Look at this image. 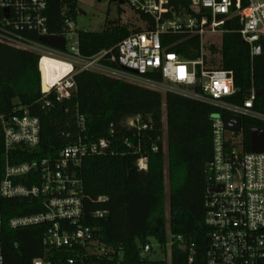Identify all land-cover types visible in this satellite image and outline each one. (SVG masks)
Here are the masks:
<instances>
[{"label": "built area", "instance_id": "obj_1", "mask_svg": "<svg viewBox=\"0 0 264 264\" xmlns=\"http://www.w3.org/2000/svg\"><path fill=\"white\" fill-rule=\"evenodd\" d=\"M121 1L142 26L113 49L83 56L80 51L82 31L76 28L75 17L65 15L66 7L59 31L50 32L48 0H0V44L39 57L41 93L53 94L55 101L67 99L75 90L77 74L90 72L156 92L176 93L214 107L217 112L210 118L212 158L205 168L211 186L204 199V224L209 232L203 260H197L194 244H187L181 236L169 233L164 243H146L139 253L143 264H173L172 255L178 251L185 253V264H264V153H245L242 145L233 139L240 132L226 131L223 125L227 115L263 123L264 116L252 110L256 96L253 89L240 105L231 104L227 99L235 93L232 72L208 70L203 64L204 38L219 36L221 39L227 33V23L232 20L239 25L236 32L249 46L251 57L261 53L264 0ZM140 16L149 19L151 26ZM163 35L198 38L199 58L187 61L173 50L175 44L163 47ZM49 36L62 38L64 49L39 41ZM214 45L207 44L216 47ZM44 60L60 62L66 67L59 77L54 75L50 80L45 73L47 91L41 85V67L44 71L46 67ZM154 76H160L161 82L154 80ZM196 82V88L192 89ZM166 86L173 89L167 90ZM49 104V100H43L42 109ZM76 125L77 137L55 158L11 165L12 151L33 150L38 146L39 121L21 106L13 108L7 116L0 115V154L4 157L0 197L41 200V212L12 218L8 223L11 230L45 226L41 239L43 254L33 258L30 264H110L122 258V250L104 245L99 228L90 222L103 218L104 212L95 211L89 217L84 213L78 174L84 158L112 152L111 140L88 138L81 116ZM124 126L137 132L151 130L139 116L127 118ZM163 137L162 131V149ZM124 144L130 146L127 140ZM151 151L157 152L158 147H152ZM136 165L139 170H145L146 157H140ZM2 228L0 210V264H4Z\"/></svg>", "mask_w": 264, "mask_h": 264}, {"label": "trees", "instance_id": "obj_2", "mask_svg": "<svg viewBox=\"0 0 264 264\" xmlns=\"http://www.w3.org/2000/svg\"><path fill=\"white\" fill-rule=\"evenodd\" d=\"M48 1V28L56 33L65 15L76 16L78 2ZM140 19L151 26L146 17ZM129 26L114 21L107 22L98 33L81 32L82 55L90 57L113 49L122 39L141 30ZM225 28L227 33L221 37L220 46L207 49L217 58L209 60L203 56L204 67L232 72L235 93L227 99L231 104L240 105L252 89L257 91L252 110L264 116V44L261 53L251 57L249 46L236 32L237 22L232 20ZM161 44L163 47L175 44L173 50L187 61L199 58L198 38L163 35ZM38 60L36 54L0 44V115L7 116L13 108L21 106L39 121L38 146L33 150L12 151L10 164L55 158L77 137L76 121L81 116L88 138H108L112 143V152L86 157L78 169L84 213L89 217L95 211L104 212L103 218L90 222L99 228L104 245L122 250V258L110 264H143L141 247L150 242L164 243L167 233L194 244L197 260H203L209 232L204 224V199L211 186L205 168L212 158L210 118L217 110L176 93L167 92L162 97L159 92L90 72L77 74L75 90L67 99L55 101L53 94L41 93ZM153 79L161 82L160 76ZM43 100H49L48 108L42 109ZM135 116L149 124L151 130L137 132L125 127L124 121ZM241 122L242 129L235 137L247 153L249 130L264 129V123L252 118H242ZM163 126L165 154L160 139ZM154 146L158 147L157 152L151 151ZM140 157H146L145 170L137 168ZM3 172L4 157L0 154V181ZM99 198L104 201L99 202ZM0 210L4 264H30L43 254L41 239L45 226L11 230L8 223L12 218L41 212V200L0 197ZM185 258V253L175 252L173 264H185Z\"/></svg>", "mask_w": 264, "mask_h": 264}, {"label": "rangeland", "instance_id": "obj_3", "mask_svg": "<svg viewBox=\"0 0 264 264\" xmlns=\"http://www.w3.org/2000/svg\"><path fill=\"white\" fill-rule=\"evenodd\" d=\"M78 2V10L84 12L85 16L77 13L74 18V23L76 28L82 32L89 33H98L100 32L104 25L107 22L118 21L120 23L129 24L132 29L141 28L142 24L138 17L133 14V12L125 5L119 4L118 2H114L113 0H77ZM221 39L219 36L209 37L206 36L204 38V57L206 59H216L217 56L211 55L207 49H210V46L207 44L213 43L216 48L220 46ZM213 47V46H211ZM167 85V84H165ZM41 87V86H40ZM167 90H172L171 86H166ZM162 97H164L165 92L159 91ZM162 120L164 122V114L162 115ZM164 132V128H163ZM234 141L240 143V139L233 137ZM163 148L165 154V136L163 137ZM143 162V166H144ZM165 169H166V161L164 158V192H165V208H166V216L167 214V200H168V188L167 182L165 179ZM168 237V233H167Z\"/></svg>", "mask_w": 264, "mask_h": 264}, {"label": "water", "instance_id": "obj_4", "mask_svg": "<svg viewBox=\"0 0 264 264\" xmlns=\"http://www.w3.org/2000/svg\"><path fill=\"white\" fill-rule=\"evenodd\" d=\"M114 2H118L119 4H122L121 0H113ZM78 13L85 16L84 12L81 10H78ZM4 16L7 17V12L4 11ZM39 41L47 46L57 48L60 50L64 49V40L59 37H41L39 38ZM135 73V72H132ZM197 83L192 87V89H195L197 86ZM254 94H257V91L254 92ZM249 96V95H248ZM224 129L226 131L232 132V133H239L242 129V122L239 117L227 115L224 117L223 120ZM249 152L250 153H264V129L260 128H251L249 130Z\"/></svg>", "mask_w": 264, "mask_h": 264}, {"label": "bare ground", "instance_id": "obj_5", "mask_svg": "<svg viewBox=\"0 0 264 264\" xmlns=\"http://www.w3.org/2000/svg\"><path fill=\"white\" fill-rule=\"evenodd\" d=\"M44 63L46 67H45V71L43 67H41V73H42L41 85H42L43 90L47 91L45 73L47 74V79L50 80L54 77V75L59 77L62 71L66 67L61 65L60 62H56V61L44 60Z\"/></svg>", "mask_w": 264, "mask_h": 264}]
</instances>
